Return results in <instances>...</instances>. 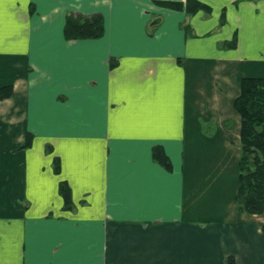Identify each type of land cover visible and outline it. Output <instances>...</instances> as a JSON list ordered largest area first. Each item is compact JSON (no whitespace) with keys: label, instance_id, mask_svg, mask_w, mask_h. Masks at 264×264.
Here are the masks:
<instances>
[{"label":"crops","instance_id":"0c3cea01","mask_svg":"<svg viewBox=\"0 0 264 264\" xmlns=\"http://www.w3.org/2000/svg\"><path fill=\"white\" fill-rule=\"evenodd\" d=\"M200 1L0 0V264H264L234 106L264 76V0ZM69 10L102 13L104 35L67 40Z\"/></svg>","mask_w":264,"mask_h":264},{"label":"trees","instance_id":"16d2710c","mask_svg":"<svg viewBox=\"0 0 264 264\" xmlns=\"http://www.w3.org/2000/svg\"><path fill=\"white\" fill-rule=\"evenodd\" d=\"M156 3L168 8L195 13L199 10H211L210 6L200 0L182 1L156 0ZM105 33V18L100 12L83 13L69 10L66 14L64 35L67 40L95 39ZM225 45L234 47L236 39ZM181 61V60H180ZM114 65V62H111ZM14 85L0 87V100L12 96ZM234 106L241 117V152L239 160V182L236 194L237 209L240 212L261 214L264 212V76H244L241 89L235 98ZM33 134L28 133L23 147H29ZM51 145H47L50 151ZM152 158L168 171L173 170V162L161 144L152 147ZM53 169L61 172V159L55 156ZM59 193L64 200L65 210H75L72 188L67 180L59 183ZM264 228V225H263ZM225 264H237L233 256H229Z\"/></svg>","mask_w":264,"mask_h":264}]
</instances>
